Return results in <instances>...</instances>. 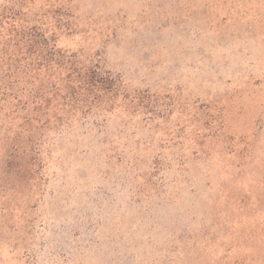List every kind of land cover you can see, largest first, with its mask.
<instances>
[{
  "label": "rangeland",
  "instance_id": "374dc122",
  "mask_svg": "<svg viewBox=\"0 0 264 264\" xmlns=\"http://www.w3.org/2000/svg\"><path fill=\"white\" fill-rule=\"evenodd\" d=\"M0 264H264V0H0Z\"/></svg>",
  "mask_w": 264,
  "mask_h": 264
}]
</instances>
